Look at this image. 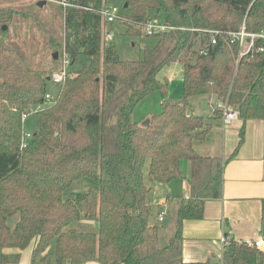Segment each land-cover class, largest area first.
Returning a JSON list of instances; mask_svg holds the SVG:
<instances>
[{
	"label": "trees",
	"instance_id": "16d2710c",
	"mask_svg": "<svg viewBox=\"0 0 264 264\" xmlns=\"http://www.w3.org/2000/svg\"><path fill=\"white\" fill-rule=\"evenodd\" d=\"M68 3L62 48L54 53L64 51L69 67L80 57L85 63L67 72L51 100L48 81L60 69L17 67L2 42L10 13L0 11V264L18 263L20 254L6 251L30 245L33 264H210L182 260L183 223L202 220L205 202L220 198L224 164L194 151L220 116H197L192 102L226 101L238 111L242 126L231 157L245 122L264 121V44L238 59L230 35L242 25L249 33L264 28V0H125L129 35L146 36L139 26L152 19L185 29L152 36L157 44L143 48L138 61L119 60L106 45L98 14L106 0ZM209 31L219 32L215 44ZM171 64L181 67L182 97L163 102L147 127L137 124L134 108L156 91L166 94L157 75ZM33 111L39 126L22 149V117ZM183 160L190 164L189 195L180 199L174 232L162 246L150 224V193L153 185L182 179ZM81 219L97 223V232L73 229ZM220 264H264V251L229 238Z\"/></svg>",
	"mask_w": 264,
	"mask_h": 264
},
{
	"label": "crops",
	"instance_id": "0c3cea01",
	"mask_svg": "<svg viewBox=\"0 0 264 264\" xmlns=\"http://www.w3.org/2000/svg\"><path fill=\"white\" fill-rule=\"evenodd\" d=\"M204 118H212V112ZM211 122L212 129L203 142L194 144V151L202 157L218 158L224 162L221 196L217 200L205 202L202 220L183 223L184 262L209 261L210 264H220L222 239L226 235L232 240L243 242L264 239V121L245 122L242 144L233 157L231 156L237 148L242 121L237 118L225 127H222L219 120ZM180 170L182 179L168 185L152 186L151 200L155 203L158 198L156 217L158 219L160 213H164L163 220H158L163 223V227L167 214L176 213L180 199H186L189 195V162L183 160ZM175 221L176 219L173 231ZM32 247L30 245L21 252H6L20 254L16 264H33Z\"/></svg>",
	"mask_w": 264,
	"mask_h": 264
},
{
	"label": "rangeland",
	"instance_id": "374dc122",
	"mask_svg": "<svg viewBox=\"0 0 264 264\" xmlns=\"http://www.w3.org/2000/svg\"><path fill=\"white\" fill-rule=\"evenodd\" d=\"M42 0H0V11L9 12L8 22L3 23L6 35L2 42L6 48L15 53V62L19 68H30L55 73L61 68L60 61L52 58L55 50L62 47L64 37V10L58 4L60 0H46V4L38 7L37 3ZM200 0H191L192 3ZM167 3V0H163ZM208 3V2H207ZM106 4V5H105ZM106 7H114L118 11L119 19L104 28L106 32L112 33L109 40H104L106 45L114 48L117 58L122 61H138L143 57V48L152 49L157 44V38L146 36H133L126 32L127 17L129 10L124 8L125 0H106ZM162 12L154 13L152 17H162ZM103 23V22H102ZM104 26V25H103ZM103 30V31H105ZM139 30V29H138ZM136 29V31L138 32ZM104 37V36H103ZM85 63V58L80 57L77 62L67 68V72H76ZM157 79L167 83L166 94L156 91L140 101L132 113V119L139 125L151 116H157L162 111V103L167 100H178L183 95L182 71L178 64H171L163 68L157 75ZM59 90L58 84L48 81L47 94L54 99ZM202 99L195 98L192 102L193 113L197 116H208L210 112L215 113V101L209 100V107L202 109ZM213 117V115H212ZM39 119L35 111L31 112L25 120L24 133L33 135L38 129ZM146 173V171H145ZM146 178V177H145ZM146 180V179H145ZM86 181L77 183L72 192ZM82 187V186H81ZM86 189V188H85ZM153 189V188H152ZM151 189V192H152ZM151 195V193H150ZM71 196V192L65 194V198ZM153 196V195H152ZM150 196V198L152 197ZM153 198V197H152ZM152 203L154 218L153 223L159 229L161 245L167 244L173 234V223L175 213L169 212L164 227L156 220L158 207ZM15 218L10 220L9 225H14ZM79 232H97L98 224L89 220L81 219L72 226Z\"/></svg>",
	"mask_w": 264,
	"mask_h": 264
},
{
	"label": "built area",
	"instance_id": "2783aa9c",
	"mask_svg": "<svg viewBox=\"0 0 264 264\" xmlns=\"http://www.w3.org/2000/svg\"><path fill=\"white\" fill-rule=\"evenodd\" d=\"M58 4L63 8L70 7L71 5L68 3V0H60ZM98 14L101 16L102 22L104 27L107 24L113 23L115 20L119 19L118 11L114 7H104L103 9L99 10ZM143 34L146 36L152 37V36H158L167 34L171 31H181L185 30L183 28L174 27L172 25L164 24L160 22L157 19L148 20L145 24H142L139 26ZM209 33L212 35L211 43H216V36L219 35L218 31H209ZM232 37V42L235 41L238 43V59H241L245 56H254L257 53H260L263 51L262 46L258 44L259 42L261 44H264V28L257 33H249L245 30V27L242 25L240 30L236 33L230 34ZM113 36L112 33H109L106 30L104 31V40H109ZM204 54V52H201ZM58 60L61 63V68L59 72L56 74H53L50 78L53 84H60L63 79L65 78L67 74V68L70 65V59L68 55L62 51L60 55H58ZM45 98L47 100H51L50 96L46 94ZM214 110L217 112L220 116V121L222 127L228 126L232 121L236 120L238 118V111L232 109L229 104L225 101H216L215 102ZM27 115H23L22 119L25 121L27 119ZM32 139V135L30 134H22L21 139V148L24 149L27 147L28 142ZM164 217V213L161 212L159 215L158 220L162 221ZM229 240V237L222 239V244L226 243ZM250 244L255 247L258 250L263 251L264 250V239L259 238L255 241L250 242Z\"/></svg>",
	"mask_w": 264,
	"mask_h": 264
},
{
	"label": "water",
	"instance_id": "95a60500",
	"mask_svg": "<svg viewBox=\"0 0 264 264\" xmlns=\"http://www.w3.org/2000/svg\"><path fill=\"white\" fill-rule=\"evenodd\" d=\"M45 4H46V0H42V1H39V2L37 3V6H38V7H42V6H44ZM126 7H127V5L125 4V5H124V8H126ZM2 29L5 30V27H3ZM52 58H53L54 60H57V59H58V53H57V52L53 53V54H52ZM196 61H197V57H195V58L191 61L190 65H191V66H194V65L196 64ZM48 80H49V79H48ZM0 84H1V81H0ZM206 108H207V101H206V100H202V109H206ZM148 125H149V120H148V119L142 123V126H143V127H147ZM87 189H88V188H86L85 190H87Z\"/></svg>",
	"mask_w": 264,
	"mask_h": 264
}]
</instances>
